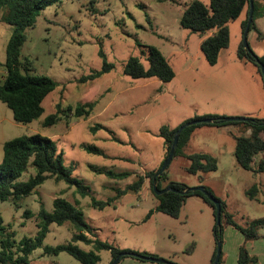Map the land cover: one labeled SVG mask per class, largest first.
Listing matches in <instances>:
<instances>
[{"label":"rangeland","instance_id":"1","mask_svg":"<svg viewBox=\"0 0 264 264\" xmlns=\"http://www.w3.org/2000/svg\"><path fill=\"white\" fill-rule=\"evenodd\" d=\"M191 1L95 0L93 4L92 0H60L43 10L34 26L26 28L22 60L29 61L32 73L47 75L59 86L44 99L42 116L27 124L16 122L13 111L0 101V163L6 141L41 133L56 142L65 166L89 186L90 194L82 196L75 186L49 178L30 196L22 197L18 208L11 201H0V213L7 224L12 223L11 231L20 237L35 236L41 206L52 210L57 197L73 203L78 199L94 234L124 252L150 254L177 264H212L218 246L216 217L214 207L199 194L186 197L178 217L156 210L158 199L149 179L139 191L130 189L103 209L93 205L95 199L107 201L161 165L165 147L159 133L163 125L177 128L185 121L211 114L264 119V81L255 64L245 63L237 55L243 42L244 15L229 23L230 44L221 51L218 63L211 65L200 46L204 37L180 24ZM200 1L209 5L211 0ZM12 32L11 24L0 21V80L5 76ZM150 46L160 49L173 66L176 75L170 82L136 79L124 73L132 56L148 65ZM105 60L113 65L110 71L93 80H82L102 70ZM88 102H94L95 107L87 118L67 111L69 106ZM58 105L62 107L61 120L45 125ZM235 137L216 125L196 126L186 151L213 155L218 170L192 174L188 171L191 160L176 156L167 169L165 184L169 180L188 187H208L226 202L228 213L246 226L264 218V172L246 170L238 164ZM87 146L103 153L91 152ZM261 158L257 155L255 162ZM100 170L130 175L115 179ZM33 172L35 169L30 168L23 178L28 179ZM256 186L258 192L251 197L250 190ZM25 209L33 212L32 218L25 217ZM223 227L221 264H238L242 244L258 256L261 262L257 264H264V227L259 231L261 237L252 241H246L226 222ZM72 235L71 224H51L44 246L66 243ZM78 245L85 250L92 248ZM100 254V264H109L111 252ZM125 259L146 261L132 256ZM125 261L119 264L129 263ZM30 264L83 263L67 252L44 254L41 247L30 255Z\"/></svg>","mask_w":264,"mask_h":264},{"label":"trees","instance_id":"2","mask_svg":"<svg viewBox=\"0 0 264 264\" xmlns=\"http://www.w3.org/2000/svg\"><path fill=\"white\" fill-rule=\"evenodd\" d=\"M58 1L60 0H0V21H4L13 26V32L6 50V75L3 80H0V101L7 104L13 111L14 120L18 123L27 124L41 117L44 113V99L59 86L56 80L47 75L32 73L29 61H24L21 58L22 47L27 39L26 28L34 26L40 13L49 5ZM94 2L95 0H92L93 4ZM254 6V20L251 24L250 31L258 29L256 27V17L259 16V12L255 0ZM249 9L250 0H211L209 5L200 0H192L180 18V24L184 28L198 32L204 37L201 42V49L208 62L211 65H215L218 63L221 51L230 44L231 34L229 23L238 19L245 12L246 19L242 23L244 34L248 23ZM210 32L213 34L209 35ZM258 33L259 38L263 40L264 33L260 31ZM147 51L148 65H145L140 57L132 56L124 66V73L136 79L156 78L163 82L171 81L176 73L164 53L155 46L148 47ZM237 55L240 60L255 64L263 79L261 65L257 62V59L264 63V55L258 56L252 48L250 50L245 48L243 42L239 46ZM112 68L113 65L105 60L102 70L95 71L91 75L83 77L82 80L87 81L89 79L99 78ZM94 107V102H88L79 104L76 107L69 106L67 111L73 112L76 117L87 118L92 114ZM57 109L56 113L46 118L45 125H53L61 120V105H58ZM199 118L196 117L194 119ZM203 118H212L213 122L207 123L210 125H236L251 129V135H237L235 137L237 162L246 170L264 172V119L253 118V121L246 122L227 121L225 120L227 116L220 115H207ZM186 122H183L181 125ZM200 124L206 123L193 124L182 131L174 156H181L191 160L188 171L192 174L201 172L209 173L218 170V161L213 155L207 153H188L186 151L195 127ZM180 126L171 128L168 125H163L160 128L159 134L164 138L165 157L159 167L140 175L138 181L128 185L124 190H119L118 195L107 201H97L95 199L93 205L103 209L105 206L111 205L119 199L121 195L127 193L128 190L139 191L145 184V181L149 179L152 192L158 199L157 211L178 217L186 197L190 194H199L214 207L216 217L214 229L218 241L222 239L224 230L223 222L240 231L246 241L259 239L261 237L259 231L264 227V218L253 221L246 226L241 225L228 213L226 202L214 195L222 204L221 224L219 225L217 223L216 206L206 194L201 191H189L186 194H182L180 191L188 188L186 184L169 180L165 184L168 178L167 170L160 176L158 175V171L170 153L177 129ZM98 128L100 127H95L94 130ZM86 149L97 154L103 153L95 146H87ZM260 154L262 158L256 163L255 157ZM30 168H34L35 172L31 173L28 179H24V174ZM100 173H104L115 179H123L130 175L129 172L118 173L106 170H100ZM49 178L55 179L56 182L64 181L70 186H75L76 192L82 196L90 194L89 186L82 182V180L74 177L72 170L65 166L63 154L58 151L56 142L52 138L41 133H33L5 142L4 158L2 163H0L1 202L11 201L18 208L20 205L19 201L22 197L30 196ZM155 183L158 189H163L171 185L177 191H168L158 195L154 190ZM205 188L207 191L212 192L208 187ZM256 192H258L257 186L250 190L249 195L253 197ZM79 204L80 200L78 199L73 203L64 197H57L53 201L52 210L41 206L36 216L38 231L35 236L20 237L17 231H11L12 223L7 224L3 215L0 213V264H30V255L41 247L44 248V254L59 255L61 252H67L83 264H100L102 261L100 252L107 250L111 252L112 259L109 264H112L115 258L124 252V250L117 248L108 241L98 238L94 234ZM24 215L26 218H32L33 212L30 209H25ZM54 223L58 225L71 224L73 227L71 240L55 246H44V240L50 232V226ZM78 243L90 245L92 248L85 250ZM216 254L217 250L213 256L212 264L215 261ZM128 256L121 257L118 264ZM258 261V256L251 254L246 244L240 246L238 264H257ZM221 262L222 256L219 264Z\"/></svg>","mask_w":264,"mask_h":264},{"label":"water","instance_id":"3","mask_svg":"<svg viewBox=\"0 0 264 264\" xmlns=\"http://www.w3.org/2000/svg\"><path fill=\"white\" fill-rule=\"evenodd\" d=\"M254 11H255V6H254V0H250V9H249V13H248V23L246 26V29L244 31L243 34V43L245 48L250 50V44L248 42V34L250 31V27L251 24L254 20ZM257 62L261 65V71L263 74V79H264V63H262L259 59H257ZM225 120L227 121H246V122H251L253 121V118H248V117H227ZM213 122L212 118H203V119H196V120H192L189 122L184 123L183 125H181L176 132L175 138H174V142L172 145V148L170 150L169 155L167 156V158L165 159L162 167L160 168V170L158 171V175L160 176L164 171L167 170V168L169 167L170 163L172 162L174 156H175V151H176V146L178 144L179 141V136L182 133V131L193 124H197V123H211ZM154 190L155 192L160 195L163 193H166L168 191H177L176 189H174L171 185H168L167 187L163 188V189H158L157 184H154ZM189 191H201L204 194H206L209 199L211 201L214 202L215 206H216V216H217V223L220 225L221 224V215H222V204L221 201L216 199V197L213 195V193L209 192L206 190L205 186H197V187H188L185 190L180 191V193L182 194H186ZM125 255H129V256H133V257H137L146 261H151V262H155V263H159V264H177L171 261H168L166 259L163 258H157L155 256H151V255H146V254H138L135 252H122L120 253L114 260V262L112 264H118L119 260L121 259V257L125 256ZM222 256V241H218V246H217V254H216V258L213 264H219L220 259Z\"/></svg>","mask_w":264,"mask_h":264},{"label":"crops","instance_id":"4","mask_svg":"<svg viewBox=\"0 0 264 264\" xmlns=\"http://www.w3.org/2000/svg\"><path fill=\"white\" fill-rule=\"evenodd\" d=\"M255 2L258 5V12H259V16L256 17V27L258 28L257 29L258 31L264 33V0H255ZM243 15H244V17H243V19L241 21V25H242L243 21L246 19V13L245 12L239 18H241ZM257 30H252V31L249 32L248 40L250 41V44L252 42L254 43V44H251V46H250L252 48V50L258 56H263L264 55V39L262 40V39L259 38V33H258ZM242 32H243V29H242ZM211 34H213V33L210 32L209 35H211ZM201 42H202V39L200 40V43ZM200 46H201V44H200ZM245 63H249V62H245ZM5 75H6V69H5ZM2 77L4 79L5 76L2 75ZM211 115H217V114H211ZM218 129L219 130H223L224 132H226L228 134H231L233 136H237V135L249 136V135H251V132H252L251 129H246V128L242 127V126H236V125L218 126ZM164 147H165V144H164ZM238 253H239V251H238ZM238 253H237V260H238ZM125 260H127V261H125ZM133 260L134 259H124L121 262H123V261L129 262V263H126V264H148V263H145L146 261L145 262L142 261V263H139L138 261H133ZM260 262L261 261L259 259L258 263H260ZM154 264H155V262H154ZM156 264H158V263H156Z\"/></svg>","mask_w":264,"mask_h":264}]
</instances>
